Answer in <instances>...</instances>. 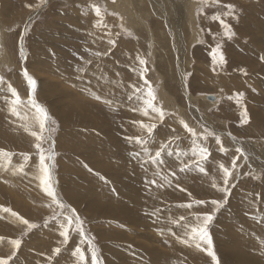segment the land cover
<instances>
[{"label": "rangeland", "instance_id": "374dc122", "mask_svg": "<svg viewBox=\"0 0 264 264\" xmlns=\"http://www.w3.org/2000/svg\"><path fill=\"white\" fill-rule=\"evenodd\" d=\"M118 1L121 2L122 0H0V78H2L0 87L5 85L7 89H0L1 93H6L5 98H0V102L13 100L12 90L14 89L19 94L20 100L23 101L22 104L17 106V112L19 113L21 110L24 112L19 113V118L13 114V106L9 107V104H7L4 107L3 104H0V190H4L3 192L0 191V217H2L0 218V243L2 244H0V257L9 259V264H92L91 255L95 251L99 264H118V257H113L112 251L107 248L119 247L121 243L122 245L120 244L119 248L124 250L125 263L120 262L119 264H161L155 258H153L154 260L144 259L142 256L139 258L140 254L136 255L138 253H135L144 252L138 246L142 243H147L150 248L163 244L162 234L164 233L156 234V229L160 231V228L147 219L151 207L155 211H161L163 207L160 206L164 205L160 201H150L152 187L158 195L164 194L163 190H169V192L174 190V192L180 193L179 201L172 200L170 203L178 204L186 214L195 212L196 215L193 219L197 216L202 218L207 213L214 215V219L208 225L211 245L208 244L207 240L192 239V245L196 242V245L193 246L196 247L195 251L199 255L198 257L204 260H189V262L222 264L220 254L225 247V243L220 223L224 222L226 213L231 211V205H234L232 202L234 196L237 198L240 196L239 199L245 201L247 209L250 211L246 216L247 224L245 225V233L248 238L245 239V243H242L243 246L249 243L255 244L256 250H250L252 253L249 254L264 251V243L259 244L258 242L261 234L264 235V228H262L260 234V231L254 227L264 224V206L259 208L262 204L264 205V155L260 154L262 160H257L256 157V153L264 152V147H253L254 142H264V126L258 122V119V124L256 120H254V123L250 117L252 112L249 111L250 108L259 110L260 116L258 117L263 119L264 123V88L260 84L261 82L264 83V61L262 59L264 56V34L262 33L261 37L260 31L255 29L256 21L264 26V0H218L219 2L217 0H195L192 9L197 8L194 17L197 18L198 16V18L193 19L196 21L194 27L193 22L186 23L182 20L183 25L179 29L173 27L172 22L176 21L175 15L172 17L166 16L164 13L168 11L159 8L161 2L166 8L170 7L166 0H148L153 1L155 7L143 0H128V2H132V5L129 3L132 9L134 7L139 10L143 21L142 24L134 16H131L130 26H126L127 23H125V20L128 21L127 13L115 12L113 9ZM173 1L185 2L183 0ZM228 3L233 4L234 10H231V14H229V9L226 7L229 5ZM19 5L24 6L20 7ZM171 6L173 7V5ZM95 7L100 9L99 16L96 14ZM156 7L160 11H157ZM181 9H184L185 14L188 12L187 7ZM48 10L49 13L46 14ZM127 15L129 16V14ZM215 17H219V19ZM235 18L237 21H235ZM51 20L57 21L56 25H49ZM88 20L96 22L97 26L94 27L90 22L87 26L83 25ZM221 20L224 24L230 26L231 38H229V29H225ZM71 21H73L72 25H70ZM106 22L112 25L109 28L103 27ZM47 26H54V28ZM170 27L175 30L181 45L174 44V38L172 39L171 34H168L169 29L167 28ZM195 27L196 29H194ZM149 28H152V30H149ZM254 33L257 37H260L256 38ZM250 34L252 35L249 38ZM88 35L96 37L97 43L101 46L105 41L107 42L105 46H102V58L93 59L98 49L83 44V39ZM125 40L131 42H129V49L120 46L119 50L121 51L116 52L118 59L120 55L124 62L122 65L120 59L117 60L116 57L112 56L110 50L114 51L117 44L128 45L124 43ZM36 41L40 43H36ZM57 41H60L61 44L70 45L72 59L67 56L64 60L73 61V66H75L74 61L78 62L77 67H74L77 76L81 75L83 69H89V72L96 70L94 72L97 73V77L94 81L96 84L98 81L99 85L97 84L94 91L99 95V99L89 92L87 93L83 88L80 89L77 85L75 86V84H78L76 82H73L74 86L64 83V79L73 76L67 74L53 75L50 82L47 78L44 79L45 75L47 76L46 72H44L45 74L43 72L39 74L40 71L32 70V63L35 61L32 49L36 45H46V48L51 52V56L64 57V53L58 50L62 48ZM110 41L115 43H110ZM234 52L238 56H234ZM80 53L83 57H87L84 62L77 61L78 58H81ZM126 53H131L129 55H131L132 61L125 59L124 55ZM213 53H216L215 60L213 59ZM220 53L223 54L224 59L227 58L225 61L220 59ZM224 54L230 55L226 56ZM233 57L237 59V62ZM8 59H11V61L7 63ZM107 60L109 61L107 62ZM141 60L145 63L141 64ZM180 60H183L182 63ZM86 61H90V63H86ZM95 63L98 64L94 65ZM245 63L249 65L246 66ZM96 66L98 67L96 68ZM231 66H233V69ZM243 66L245 69H243ZM255 66L260 71L256 73L257 76L252 77V72H248L252 71ZM25 70L28 75L36 80L34 92L31 90L26 76H24ZM36 72L37 74H35ZM127 76L129 77L127 78ZM251 78L254 80H251ZM45 82L73 99L69 103L77 108L84 106L85 110L90 112L95 121L90 117L89 120L91 124H96V126L84 127L89 128L86 129L87 131L90 133L99 131L95 133L97 136L106 131L105 138L101 137L99 141L92 144L91 142L83 144L89 152L94 154L97 162L102 164L114 163V168L106 174L110 178L98 171L91 170L90 173H95L94 177L98 183L103 184L99 193L109 198L105 190H113L116 194L114 200L129 204L127 190L129 187L135 190L137 184L134 179L141 184L146 183L143 188L146 189V198L144 196L138 198L136 195V204L131 202L134 212L141 213L140 223L137 221V224H130L126 221L122 223L121 220L106 222L103 219L105 211L104 216L98 213L99 202L96 197L99 194L86 193L85 186L78 181L79 173L76 177L70 172L71 169L77 170L81 166V169L85 168L84 170H87L83 159H81V155L85 150L82 147L70 146L67 141L66 143L69 146L60 148V142L63 139L71 141V136L76 135L80 130H84L78 126H69L68 128L61 126L60 120L51 113L49 102H44L36 96L41 84ZM149 91L152 92V97L148 96ZM7 93L12 96L11 99H8L9 95ZM124 93L133 94L132 98L143 95L141 105H144V112L140 113V110L135 111V108H131L130 98H121ZM189 97L195 98V101L188 100ZM204 97L210 102L216 101V103L211 104L209 101H203ZM117 98H120L119 102H117ZM33 99L37 105L46 110L47 115H50L44 129L40 128L39 114L36 108L32 107L29 102ZM148 99H152V108H149L146 104ZM111 100H115L117 104H112ZM28 109L33 112L30 118L25 116L30 114L27 111ZM4 111L8 112L5 113ZM160 111L164 113L163 119L159 116ZM4 116L9 119L10 123L7 125H3V122H1ZM229 116L232 117L229 118ZM153 124L156 127L149 134L144 126ZM185 124L196 132V137L192 138L193 136L184 127ZM199 128L200 130H198ZM205 129L213 133V135L208 136L207 140L202 138L207 134ZM33 132L38 133L42 139L38 140L36 136L32 135ZM185 132L187 133L185 134ZM7 133H9V139L6 137ZM216 137H219L220 143H217ZM136 138H140L146 143H137ZM237 139L241 141L238 142ZM248 142H252L253 146L249 147ZM37 143L41 144L44 155L48 157L45 163L50 171L49 185L54 191L56 199L49 196L45 191L39 161L40 150L36 148ZM221 144L223 147H221ZM99 145L105 151H100L97 147ZM191 145L195 148L198 145L208 148L211 159L208 157L206 160H196L206 169V172L199 171L197 167L189 170L188 173L194 175L190 174L189 179L191 182L187 183L182 179L185 173L180 171L181 166L170 165L169 168H164L163 158L167 159L172 155H180L182 146L187 150L190 149L196 152ZM162 146H164L162 157L159 160L154 159L155 152L160 150ZM70 147L77 148L78 151L72 149L71 152ZM94 149L99 152H93ZM237 149H241L243 154L238 152ZM221 150L229 155L227 158L221 156L217 162L214 154L225 155L222 154ZM127 156L130 157L133 164L139 162L138 167L134 166V172H131V176L126 170L129 166ZM135 157L140 160L135 159ZM195 157L197 158L199 155L197 154ZM233 157L239 158L236 159V167L233 169V176L229 180V194L225 195L220 190L224 187V184L223 173L219 166L223 164L225 167L232 168ZM65 160H69L70 173L65 170L67 169L64 166ZM157 171H163V173L159 177L150 176L151 172L152 175H155ZM171 173H175V176L173 177ZM67 176L69 177L68 180ZM127 180L129 187L126 184ZM150 180H155L156 183L152 184ZM58 183H60L59 187ZM13 184L17 185L18 189L14 188ZM213 184L216 187H212ZM85 185L93 189L90 180L85 181ZM188 186L191 189L187 188ZM240 186L243 193L237 192ZM12 187L17 193L13 192ZM158 187L163 188L160 190ZM19 191L21 193H18ZM158 195L155 196L156 199L165 200L163 196ZM213 200L221 201L222 207L219 210H216L215 206L211 204ZM199 201L209 202L200 204ZM61 204L63 207H61ZM188 204H191L192 207L182 206ZM246 212L243 211V215ZM173 215L174 217L178 216L174 212ZM69 217L72 220L71 226L68 224ZM21 218L27 220L30 225H35V227L30 228L29 225L22 223ZM189 219L190 216H184V220L181 221L184 227L187 226L185 224ZM10 220L15 225L13 229L8 227ZM156 222L160 221L157 220ZM198 222L200 223V221ZM81 228L83 233L80 231ZM102 230L129 234L131 239L120 241L113 238H102L100 241L98 235L99 231ZM65 231H67V238L63 235ZM146 236H149L151 240L147 242ZM190 236L191 232H189ZM174 237L176 240L178 239V242L184 241L183 238L179 237V239L176 234ZM15 240L21 241L19 248L12 243ZM5 245L6 247H4ZM57 248L60 249L59 253L55 251ZM77 249L81 251H77ZM164 251L177 255L174 250L168 248H165ZM209 251L215 253V259L208 254ZM232 261L229 260L228 263L231 264ZM176 263L180 264L178 262H172L171 264ZM233 264L241 263L233 261Z\"/></svg>", "mask_w": 264, "mask_h": 264}, {"label": "bare ground", "instance_id": "6f19581e", "mask_svg": "<svg viewBox=\"0 0 264 264\" xmlns=\"http://www.w3.org/2000/svg\"><path fill=\"white\" fill-rule=\"evenodd\" d=\"M46 1V0H45ZM141 1V0H140ZM144 2H149L150 5H154L155 7V4H153V1H148V0H143ZM168 2V4H170V7L169 8H166L162 2L159 3V8H162V9H166L168 12L167 13H164L166 14V16L168 15L169 17H172L173 15H175V19L176 21L175 22H172L173 23V27L179 29L181 28L180 26L183 25L182 23V20H184V22L186 23H192L193 22V27H194V22L196 23L195 20H193L194 18V12L197 11V8L196 11L195 9L193 10L192 7H193V1L195 0H183L185 2H180L178 3L177 1H173V0H166ZM180 1V0H179ZM218 1V0H217ZM231 1V0H230ZM229 1V2H230ZM219 2V1H218ZM217 2V3H218ZM223 2V1H221ZM46 3V2H45ZM129 3L132 5V2L128 0H122L121 2L118 1L117 4L114 5L113 9L115 12H126L127 14H129V16L126 14L127 16V20H125V23L126 26H130L131 23H130V17L131 16H134L140 23L143 24V21L141 20V15L139 13V10L138 9H135L133 7L132 9V6L129 5ZM202 3V2H201ZM48 4V3H47ZM220 4V3H219ZM230 4V3H228ZM173 5V7L171 6ZM201 5V4H200ZM209 5V4H208ZM215 5V4H214ZM218 5V4H217ZM226 5V4H225ZM233 5V4H232ZM236 5V4H235ZM20 7L24 6V5H19ZM131 6V7H130ZM195 6V5H194ZM219 6V5H218ZM168 7V6H167ZM184 7H187L188 9V12H185L183 11L184 9H181V8H184ZM196 7V6H195ZM224 7V6H223ZM222 7V8H223ZM157 8V7H156ZM155 8V9H156ZM157 8L156 10L157 11H160V9ZM200 8V7H199ZM210 8V7H208ZM207 8V9H208ZM254 8V7H253ZM219 9V8H218ZM217 9V10H218ZM226 10V8H224ZM260 9V7H259ZM31 10V9H30ZM193 10V11H192ZM224 10V11H225ZM234 10V9H233ZM163 11V10H162ZM193 13H192V12ZM220 11V10H219ZM165 12V11H164ZM212 12V11H211ZM217 12V11H215ZM214 12V13H215ZM260 12V10H259ZM46 13V12H45ZM49 13V10L47 11L46 14ZM160 13V12H159ZM122 14V13H121ZM208 14V13H207ZM211 14V13H210ZM260 14V13H259ZM264 14V13H263ZM202 15V14H201ZM214 15V14H213ZM203 16V15H202ZM123 17V16H122ZM206 17V15H205ZM198 18V16H197ZM196 18V19H197ZM30 19V18H29ZM222 19V18H221ZM164 21V19H162ZM167 20V19H166ZM198 21V20H197ZM235 21L236 18H235ZM92 23V25L95 27L97 26V23L92 21L91 20H88L86 22L83 23V25L87 26L88 23ZM166 22V21H165ZM202 22V21H201ZM57 21H54V20H51L50 21V24L49 25H56ZM124 23V22H123ZM170 23V21H169ZM226 23V22H225ZM246 23V22H245ZM73 24V21L70 22V25ZM198 24V23H197ZM230 24V23H228ZM112 24L109 23V22H106L103 24V27H106V28H109ZM199 25V24H198ZM204 25V23H203ZM242 26V25H241ZM47 27H51V28H54V26H47ZM167 27V26H166ZM197 27V26H196ZM196 27L194 29H196ZM213 28V27H212ZM50 29V28H49ZM169 29L168 31V34L170 33L171 34V37L172 39L174 38V44L177 46L178 45H181L180 44V41L178 40V36L175 32V30H173L172 27L170 28H167ZM216 29V28H215ZM226 29V28H225ZM246 30L248 29L247 27L245 28ZM255 29L256 31H260L261 33V37H262V33L264 34V26H262V24L260 22H255ZM149 30H152V28ZM218 30V29H216ZM220 30V29H219ZM252 30V29H251ZM150 32V31H149ZM216 32V31H215ZM221 32V31H220ZM255 32V31H254ZM246 33V32H245ZM256 33V32H255ZM254 33V34H255ZM216 34V33H215ZM253 34V33H252ZM250 34L249 35V38L250 36L252 35ZM151 35V34H150ZM248 35V34H247ZM256 35V34H255ZM152 36V35H151ZM197 36V35H196ZM221 36V35H220ZM226 36V35H225ZM228 36V35H227ZM258 36V37H260ZM257 35H256V38H258ZM264 37V36H263ZM58 38V37H57ZM105 38V37H103ZM65 39V38H64ZM196 39V38H195ZM194 39V40H195ZM263 39V38H262ZM54 40V39H52ZM192 40V41H194ZM253 40V39H252ZM261 40V39H260ZM48 41V40H47ZM50 41V39H49ZM123 41V40H122ZM172 41V40H171ZM197 41V40H196ZM229 41V39H228ZM259 41V40H258ZM39 41H36V43H38ZM83 44H85L86 46H94L98 49V52L96 53V56L93 57V59H97V58H102L103 56V53H102V46H105L106 45V41L102 44V46L97 43V38L96 37H93V36H86L84 39H83ZM129 42L130 41H127L126 40L124 41V43H127L128 45L126 44H117L116 47L114 48V51H111L112 52V56L116 57L117 60L120 59V63H124L122 61V59L120 58L121 56L119 55V59L118 57L116 56L118 51H121L119 50V47H128L129 49ZM249 42H252V41H249ZM261 42V41H260ZM40 43V42H39ZM57 43L60 45V47L62 49H58V50H61L63 53H64V57H57V56H51V52L46 48V45H36L34 49H32V53L34 54V62L32 63V70L34 71H40L38 72L39 74H41V72H46L47 73V76L45 75V77L43 75H41L42 77L47 78L50 82L51 80L53 79L52 76L53 75H57V76H61L63 74H67L69 76H73L69 79H64V83L68 84L69 86L72 84L74 86V83L73 82H76L78 84H75V86L77 85L78 87L83 88L85 91H87V93L89 92L90 94H92V96L94 95L96 98L99 96L96 94V91H94V88L97 87V84H98V81H97V84L95 83V78L97 77V73L94 72L96 70H93L92 72H89L90 70L89 69H83L81 71V75L77 76V72H74V67H77V64L78 62L74 61L75 63V66H73V61H65L64 58H67V56H69L71 59H72V51H71V48L66 45V44H61L60 41H57ZM56 43V45H58ZM65 43V42H64ZM131 43V42H130ZM173 43V42H172ZM8 44V43H7ZM154 44V43H153ZM173 44V45H174ZM193 44V43H192ZM238 44V43H237ZM263 44V43H261ZM58 45V46H59ZM213 47V46H212ZM240 47V46H239ZM263 47V46H262ZM53 48V47H52ZM154 48V47H153ZM237 48V47H236ZM53 49H57V48H53ZM181 49V48H179ZM242 49V48H241ZM261 49V48H260ZM10 50V49H9ZM132 50V49H131ZM219 50V49H218ZM232 50L234 51V49L232 48ZM123 51V50H122ZM178 51V50H177ZM217 53V52H216ZM225 53V52H224ZM260 53V52H259ZM263 53V52H262ZM99 54V55H97ZM131 54V53H129ZM128 53H126L124 55V57H126L125 59H127L128 61H130L132 59L131 55H129ZM221 54V53H220ZM5 55V54H4ZM226 55V54H224ZM230 55V54H229ZM229 55H226V56H229ZM234 56H238L236 52L233 53ZM79 56H81V58L79 59L78 57V60L77 61H81V62H84V59H87V57H83L82 54L80 53ZM111 56V57H112ZM219 56V55H218ZM257 56V55H256ZM1 57V56H0ZM4 57V56H3ZM5 58V57H4ZM104 58V57H103ZM219 58V57H218ZM235 58V57H233ZM7 59V58H6ZM113 59V58H112ZM227 59V58H226ZM224 59V61L226 60ZM230 59V58H229ZM263 61H264V56L262 57ZM103 60V59H102ZM236 62H237V59L235 58ZM9 61H11V59H8L6 62L8 63ZM109 60H107L108 62ZM128 61H126L128 63ZM132 61V60H131ZM181 61V60H180ZM183 61V60H182ZM181 61V63H182ZM230 61V60H229ZM99 62V61H98ZM102 62V61H101ZM235 62V63H236ZM103 63V62H102ZM114 63V62H113ZM178 63V62H177ZM233 63V62H232ZM251 63V62H250ZM98 64V63H97ZM96 63L94 65H97ZM3 65V64H2ZM1 65V66H2ZM87 65V64H86ZM93 65V66H94ZM106 65V64H105ZM123 65V64H122ZM140 65V64H139ZM238 66V64H236ZM245 65H249L247 63H245ZM184 66V65H183ZM235 66V65H234ZM264 66V65H263ZM98 66H96L97 68ZM121 67V66H119ZM233 66H231L232 68ZM257 66H255V68L248 72V73H251L252 72V77L254 76H257V72H259L260 70H258V68H256ZM28 68V67H27ZM94 68V67H93ZM100 68V67H99ZM199 68V67H197ZM261 68V67H260ZM233 69V68H232ZM243 69H245V67L243 66ZM43 70V71H42ZM78 70V69H76ZM102 70V69H101ZM112 70V69H111ZM125 70V69H124ZM104 71V70H103ZM20 72H22V70H20ZM37 72L35 74H37ZM245 72V71H244ZM254 72V73H253ZM24 73V72H23ZM102 73V72H101ZM45 74V73H44ZM107 74V73H106ZM119 74V73H118ZM22 75V74H21ZM264 75V73H263ZM25 76V75H24ZM129 76H127L128 78ZM264 77V76H263ZM126 78V79H127ZM125 79V80H126ZM263 79V78H262ZM95 80V81H94ZM251 80H254L251 78ZM259 80V79H258ZM100 81V79H99ZM264 81V79H263ZM101 82V81H100ZM115 82V81H114ZM1 84V83H0ZM132 84V83H131ZM261 86L264 88V83H260ZM99 85V84H98ZM73 88V87H72ZM76 88V87H75ZM127 88V87H126ZM142 88V87H141ZM0 89H5V85H3V87H0ZM79 89V90H80ZM96 89V88H95ZM109 89V88H108ZM124 90H126L124 88ZM122 90V91H124ZM138 90V89H137ZM128 91V90H127ZM3 92V91H2ZM11 93V92H10ZM75 93V92H74ZM77 93V92H76ZM84 93V92H83ZM8 94V93H7ZM105 94V93H104ZM5 95L6 93L4 92L1 93L0 92V98H5ZM8 99H11V95L8 94ZM105 95H108V94H105ZM132 95L133 94H127V93H124V95L121 97L123 99H127V98H130V106L131 108H135V111L136 110H140V113L144 112V105H141V100L143 99V95L140 97H133L132 98ZM135 95V94H134ZM264 95V94H263ZM38 97H40L39 99H41L42 101L44 102H49L50 106H51V110L52 111L51 113H53L59 120H60V123H61V126H64L65 128H68L69 126H78L79 128H81L82 130L84 131H78V133L76 135H73L71 136L72 138V142L70 140H65L63 139L59 144H60V148H63V147H67L69 146L68 144H70V146H78V147H82L84 148L85 152L81 155V159H83V163L84 165L87 167V170H84V169H81V168H78L77 170H74V169H71L70 172H72V174L74 176L77 177V174L79 175V178H78V181L83 185L85 186V189H86V193H98L99 195L96 197L97 198V201L99 202V210H98V213H100L102 216H104V211H105V217L103 218L106 222L108 221H113V220H121L122 223L123 221H126V222H129L130 224H137L141 222V213H135L134 210L132 209L133 208V205L131 202H133L134 204H136L135 202V196L137 195L138 198H141L142 196H144V198H146V189H143L145 187V184L146 183H140L138 182L136 179H134V182L137 184L135 190L131 189L129 187V182L127 180V185H128V202L129 204H126V203H123V202H118L116 200H114V198H116V194L113 192V190H105V193L108 195L109 198H106L105 196L101 195L99 192L101 191V186L103 185L102 183H98L97 179L94 177V174L95 173H90L91 170H94V171H98L102 174H108L110 170H112L113 165L114 163L110 164V163H107V164H102L100 162H97L96 160V157L94 156L93 153L89 152L86 148L85 145H83L84 143H94V142H97L99 141V139L101 137H104L105 136V132L106 131H103L101 132V135L99 134L97 136V132L99 131H95L90 133L89 131H87L86 129H89V128H84V127H89V126H96V124H91L90 120H89V117L91 119H93V117L91 116L90 112L89 111H86L84 106L80 107V108H77L75 105L69 103L71 100V98L67 97V95H64L60 90L56 89V88H52V86L45 82V83H42L40 88L38 89V92H37V95ZM90 95V97H92ZM117 96V95H116ZM32 97V96H31ZM86 97V95H85ZM109 97V96H108ZM115 97V96H114ZM33 98V97H32ZM110 98V97H109ZM86 99H88L86 97ZM98 99V98H97ZM204 99V100H203ZM202 100L203 101H209L207 98H203ZM206 99V100H205ZM14 100V99H13ZM13 100H4V101H1L0 104L5 107L7 104H9V107L10 106H13ZM34 100V99H33ZM107 100V99H106ZM120 98H117V102H119ZM188 100H191V101H195V98L193 97H189ZM101 101V100H100ZM99 101V102H100ZM112 101V104L114 103L115 105L117 104L115 100H111ZM30 102V101H29ZM106 102V101H105ZM110 102V101H109ZM210 102V101H209ZM254 102V101H253ZM211 104H214L216 103V101H211L210 102ZM45 104V103H44ZM87 104V103H86ZM110 104V103H109ZM111 104V105H112ZM27 105V104H26ZM30 105V104H29ZM28 106V105H27ZM32 106V105H31ZM262 106V105H261ZM23 107V106H22ZM29 107V106H28ZM237 107V106H236ZM32 108V107H31ZM88 108V107H87ZM90 109V108H89ZM92 109V108H91ZM250 108V112L251 115L250 117L252 118V121L254 122V120H256V123H257V119H258V122L261 123L263 126H264V123H263V119H260V111L259 110H256V109H252ZM8 110V109H6ZM30 114L29 115H25L26 117L29 116L32 117V110H27ZM236 111V110H234ZM5 113H7L6 111H4ZM21 112H23V110H21ZM19 112V113H21ZM138 112V111H137ZM24 113V112H23ZM49 113V112H48ZM220 113V112H219ZM232 113V112H231ZM239 113V112H238ZM10 114V113H9ZM137 114V113H136ZM234 114V113H233ZM11 115V114H10ZM93 115V114H92ZM141 115V114H140ZM50 116V115H48ZM227 116V115H226ZM235 116V115H234ZM243 116V115H242ZM14 117V116H13ZM20 118V116H18ZM232 117V116H229V118ZM239 117V116H238ZM247 117V116H246ZM263 117V116H262ZM23 118V117H21ZM264 118V117H263ZM56 119V118H55ZM95 121V119H93ZM140 120V119H139ZM243 120V119H241ZM245 120V118H244ZM251 120V119H250ZM28 121V120H27ZM101 121V120H100ZM1 122H3V125H7L9 122V119L7 117H2L1 119ZM137 122V121H136ZM96 123V122H95ZM99 123V122H98ZM255 123V122H254ZM100 124V123H99ZM258 124V123H257ZM250 125V124H249ZM254 125V124H253ZM26 126V125H25ZM30 126V125H29ZM137 128V126H135ZM195 127V126H194ZM197 128V127H196ZM251 128V127H250ZM78 129V128H77ZM255 129H263V128H255ZM8 130V129H6ZM101 130V129H100ZM141 130V129H140ZM181 130V129H180ZM200 130V128L198 129ZM202 130V129H201ZM26 131V130H25ZM73 131V130H72ZM92 131V130H91ZM157 131V130H156ZM163 131V130H162ZM13 132V131H12ZM24 132V131H23ZM27 132V131H26ZM199 132V131H198ZM216 132V131H215ZM249 132V131H248ZM264 132V130H263ZM14 133V132H13ZM187 132H185L186 134ZM11 134V133H10ZM75 134V133H73ZM107 135V134H106ZM108 135H109V132H108ZM254 135V134H252ZM258 135V134H257ZM4 136V135H2ZM256 136V135H255ZM6 137L8 138L9 137V133L6 134ZM175 137V136H174ZM222 137V136H221ZM264 137V136H263ZM105 138V137H104ZM109 138V137H108ZM135 138V137H134ZM143 138V137H142ZM180 138V137H179ZM194 138V137H192ZM9 139V138H8ZM151 139V138H150ZM228 139V138H227ZM234 139V138H232ZM170 140V139H169ZM173 140V139H172ZM225 141V139H223ZM6 141V140H5ZM9 141V140H8ZM55 141V140H54ZM67 141V143H66ZM186 141V140H184ZM236 141L240 142L241 140L237 139ZM249 141V140H247ZM187 142V141H186ZM190 142V141H189ZM210 142V141H209ZM235 142V141H234ZM249 144V147L253 146V143L252 142H248ZM191 144V142H190ZM213 144V142H212ZM233 144V143H232ZM240 144V143H239ZM146 145V144H145ZM128 146V144H127ZM192 146V145H191ZM216 146V145H215ZM256 146H260V147H264V142H254V148H256ZM99 147V150L100 151H105L101 145L97 146ZM126 147V146H125ZM196 152H194L193 150H187L186 148H184L182 146V149L180 150L181 153L180 155H172V156H169L167 159L166 158H163V161H164V168H169L170 165H175V166H183L185 163H190L191 161L193 160H198L200 159L199 157H195L197 154H198V151H197V148H195L194 146H192ZM189 148V147H187ZM75 150V151H78L77 148H73V147H70V151L71 150ZM167 149V148H166ZM169 149V148H168ZM165 150V149H164ZM175 150V149H173ZM248 150V149H247ZM66 151V150H65ZM147 151V150H146ZM246 151V150H244ZM28 152V151H27ZM72 152V151H71ZM93 152L95 153H98L99 151L98 150H93ZM139 152V151H138ZM221 152H223L222 154H225V155H221V154H214L215 158H216V161L218 162V159L222 156V158H227L228 157V153H224V151L221 150ZM170 153V152H169ZM125 154V153H124ZM127 154V153H126ZM125 154V155H126ZM143 154V153H142ZM252 154V153H251ZM264 155V152H260V153H256V157H257V160H262V157L261 155ZM165 156V155H164ZM251 156V155H250ZM14 157V156H13ZM128 157V167L126 168V170H128L130 176H131V172H134V166L138 167V163H135L133 164L130 160V157ZM211 157V156H210ZM209 157V158H210ZM213 157V155H212ZM63 158V157H62ZM124 158L126 159V157L124 156ZM133 158V157H132ZM195 158V159H193ZM234 158V157H233ZM249 158V157H248ZM135 159L137 160H140L138 157H135ZM142 159V158H141ZM166 159V160H164ZM189 159H193V160H189ZM211 159V158H210ZM250 159V158H249ZM75 160V159H74ZM159 160V159H157ZM162 160V159H161ZM227 160V159H226ZM66 162H64V166L67 168L65 169L67 172H69V166H70V163L68 162L69 160H65ZM73 161V160H72ZM135 161V160H134ZM156 161V160H155ZM131 162V163H130ZM161 162V161H160ZM159 162V163H160ZM214 162V161H213ZM264 163V162H263ZM73 164V163H72ZM71 164V165H72ZM206 164V163H205ZM231 164V163H230ZM133 165V166H132ZM204 165V164H203ZM63 166V165H62ZM74 166V165H73ZM206 166V165H205ZM214 166V165H213ZM153 167V166H152ZM151 167V168H152ZM27 168V167H26ZM30 168V167H29ZM172 168V167H171ZM52 169V168H51ZM195 169V166L193 165L191 168L183 171L185 173V176L182 177L183 180H185L187 183H190V174L191 173H188L189 170H193ZM218 169V168H217ZM219 170V169H218ZM117 171V170H116ZM8 172H9V169H8ZM12 172V171H11ZM22 172V171H20ZM69 172V173H70ZM86 174H84V173ZM163 173V171H157V173H155V175H152V172L150 173V176L151 177H159L161 174ZM217 173V172H216ZM26 174V173H25ZM166 174V173H165ZM193 174V173H192ZM191 174V175H192ZM24 175V174H23ZM184 175V174H183ZM194 175V174H193ZM219 175V174H218ZM3 176V175H2ZM15 176V175H14ZM17 176V175H16ZM26 176V175H25ZM70 176V175H69ZM108 178L109 175H106ZM24 177V176H23ZM3 178V177H2ZM11 178V177H9ZM31 178V177H30ZM67 180H68V176L66 177ZM72 178V177H71ZM70 178V179H71ZM123 178V177H122ZM32 179V178H31ZM143 179V178H142ZM141 179V180H142ZM5 180V179H4ZM10 180V179H9ZM26 180V179H25ZM66 180V181H67ZM87 180H90V182L93 184V189L89 186H86L85 185V181ZM148 180V179H146ZM76 181V182H78ZM151 181V180H150ZM164 181V180H162ZM6 182V181H4ZM25 182V181H23ZM144 182V181H143ZM149 182V181H148ZM8 183V182H7ZM13 182L11 181V184ZM69 183V182H68ZM115 185H116V180L114 181ZM10 184V185H11ZM16 184V183H15ZM15 184H13L14 188H17V185L15 186ZM59 184L58 183V187H59ZM72 184V183H71ZM12 186V185H11ZM33 186V185H31ZM35 186V185H34ZM159 186V185H157ZM3 187V186H2ZM13 187L11 189H13ZM104 187V186H103ZM164 187V186H163ZM159 188L160 190H162V188ZM213 187V186H212ZM1 188V187H0ZM10 188V187H9ZM81 188V187H80ZM100 188V189H99ZM113 188V187H112ZM174 188V187H173ZM189 189H191L189 186L187 187ZM5 189V188H3ZM18 189V188H17ZM16 189V190H17ZM98 189V190H97ZM21 190V188H20ZM145 190V191H144ZM1 191V190H0ZM4 191V190H3ZM1 191V192H3ZM15 191V189H13V192ZM18 191V190H17ZM115 191V190H114ZM144 191V192H143ZM236 191V190H235ZM9 192V191H8ZM16 192V191H15ZM23 192V190H22ZM116 192V191H115ZM164 194H156V190L151 189V197H150V201L151 202H156V201H160L162 204V206L160 207H163V209L161 211H155V209H153V207H151V210L148 212V217L147 219L149 220L150 223H153V224H157L158 228H160V231H158L156 228V234L160 235V233H164L162 234V242L163 244L162 245H157V246H152L151 248L149 247V245L147 243H142V245H138L144 252H135V253H138L136 255H139L140 254V257L142 256V258L144 259H148V260H154L153 258H155L156 260L160 261L161 264H171L172 262H178L180 264H196L195 262H189V260H204L200 257H198L199 255H197V252L195 251V248L194 247L196 244V242L192 245L193 241H192V238L191 236L189 237V232H190V227L195 225V224H198L199 222L196 220V219H193V217L196 215L195 212H190L189 214H186L185 212H183L180 208V206L178 204H171L170 201L172 200H177L179 201V198L181 196L180 193H178L177 191L174 192L171 191L169 192V190H163ZM218 192V191H217ZM216 192V193H217ZM233 192V191H232ZM238 193H243V189L239 188V190L237 191ZM17 193V192H16ZM18 193H21L20 191ZM143 193V194H142ZM3 195V194H2ZM6 195V194H5ZM12 195V194H11ZM20 195V194H19ZM133 195V197H132ZM163 196L165 198V200H160V199H156L155 196ZM13 196V195H12ZM11 196V197H12ZM62 196V195H61ZM237 196V195H236ZM14 197V196H13ZM243 197V196H242ZM240 198V196H239ZM237 197L234 196L232 202L234 203V205H231V211L226 213L225 215V218H224V222L223 223H220V226H222L221 228L223 229V241L225 243V247L223 248V251L222 253L220 254L221 255V259H222V264H229L228 261L229 260H233V261H238L240 262L241 264H264V251H260V252H256L254 254H249L251 251L250 250H253L255 251L256 250V246L255 244H252V243H249L248 245H244L243 246V242L245 243V239H247V234L245 233V225L247 224L246 222V216L247 214L250 212L248 209H247V204L245 203V201L243 202V200L239 199ZM246 198V197H245ZM1 199H4V198H1ZM56 199V198H55ZM105 199H106V202H105ZM7 201V200H6ZM247 201V200H246ZM254 201V200H253ZM8 202V201H7ZM209 201H206L205 203H208ZM117 203V204H116ZM204 203V204H205ZM252 203V202H250ZM257 203V202H256ZM11 204V203H10ZM138 204V202H137ZM28 205V204H27ZM75 205V204H74ZM108 205V207H106ZM110 205V206H109ZM255 205V204H254ZM15 206V205H13ZM230 206V205H229ZM252 206V205H251ZM250 206V207H251ZM263 204L262 206H259V208H263ZM73 207V205H72ZM106 207V208H105ZM253 207V206H252ZM206 208V207H205ZM204 208V209H205ZM249 208V207H248ZM250 209V208H249ZM246 210H248L246 212ZM223 211V210H222ZM243 211L246 212L245 215H243ZM173 212L178 214L177 217H174L173 215ZM226 212V211H225ZM224 212V213H225ZM7 213V212H6ZM254 213V212H253ZM1 216V215H0ZM133 216H136V217H133ZM184 216H190V219L186 222L185 226L182 224V220H180V217H184ZM16 217V216H14ZM224 217V216H222ZM2 218V217H0ZM4 218V217H3ZM19 220V219H17ZM157 220H159L160 222H156ZM220 220V219H219ZM137 221V222H136ZM10 222V225L8 226L10 229H13L15 227L14 224H12V220L9 221ZM23 223V222H22ZM18 224V223H17ZM1 226V225H0ZM106 227V226H105ZM114 227V226H113ZM112 227V228H113ZM256 227L259 231H260V234H261V231L263 230L262 228H264V224L262 225H256L254 226ZM2 228V227H1ZM7 228V226H6ZM107 228V227H106ZM109 228V227H108ZM44 230V229H43ZM39 231V230H38ZM123 231V230H122ZM119 233V234H118ZM121 232H108V231H105V230H102V231H99V235H98V238L99 240L101 241L102 238L104 239H110V238H113V239H117V240H120V241H123V240H129L131 239V235L129 234H124V233H121ZM128 233V231H127ZM170 233H174V234H170ZM180 233V234H178ZM131 234V232H130ZM175 234L178 236V238H183L184 241L183 242H178V239L176 240V238L174 237ZM171 236V237H170ZM8 238V237H7ZM179 238V239H180ZM9 239V238H8ZM175 239V240H174ZM145 240V239H144ZM146 240L147 242L150 241V237L149 236H146ZM8 241V240H7ZM113 241V240H112ZM259 244H262L264 243V235L261 234V236L259 237ZM124 243V242H123ZM200 243V242H199ZM1 244V243H0ZM5 244V243H4ZM104 244V243H103ZM106 244V243H105ZM117 244V243H116ZM121 244V243H120ZM120 244H119V247H120ZM2 245V244H1ZM26 245V244H24ZM108 245V243H107ZM113 245V243L111 244V246ZM122 245V244H121ZM166 246V247H165ZM6 247V245L4 246ZM9 247V246H7ZM12 247V246H11ZM119 247H108L107 249L108 250H111L113 253V257L114 256H117L118 257V261L119 263L120 262H124L125 260V255L123 254L124 250H122L121 248ZM122 247V246H121ZM168 248L170 250H174L177 255H173L169 252H166L164 251L165 248ZM13 248V247H12ZM129 249V248H128ZM214 249V248H213ZM13 250V249H11ZM131 250V249H129ZM134 250V249H133ZM135 251V250H134ZM9 252V251H7ZM171 252V251H170ZM110 253V252H109ZM132 253V252H130ZM252 253V252H251ZM104 256V255H103ZM110 257V256H109ZM116 258V257H115ZM132 260V259H131ZM147 260V261H148ZM137 261V260H136ZM140 261V260H139ZM233 261L231 264H233ZM118 263V264H119ZM125 263V262H124ZM126 264H129V263H126ZM132 264V263H131ZM137 264V263H135ZM139 264H142V263H139ZM154 264V263H153ZM160 264V263H159ZM177 264V263H176Z\"/></svg>", "mask_w": 264, "mask_h": 264}, {"label": "snow or ice", "instance_id": "6c2138e0", "mask_svg": "<svg viewBox=\"0 0 264 264\" xmlns=\"http://www.w3.org/2000/svg\"><path fill=\"white\" fill-rule=\"evenodd\" d=\"M226 7L229 9V14H231V10L233 9V5L229 4ZM95 11H96V14L99 16L100 15L99 7H95ZM215 18L219 19V17H215ZM221 23L224 25L225 28L229 29V38H231L230 26L227 25V24H224V22L222 20H221ZM110 43L114 44L115 42L114 41H110ZM97 55H99V54H97ZM215 58H216V53H213V59L215 60ZM220 59L224 60V56H223L222 53L220 54ZM86 63H90V61H86ZM140 63L144 64L145 62L143 60H141ZM24 74H25V76L27 78V82H28L31 90L34 92L35 89H36V80L32 76L28 75L26 70H25ZM0 82H2V78H0ZM12 91H13V96H14L12 112H13V114L19 116V113L17 112V106L22 104L23 101L20 100L19 94L14 89ZM148 96L152 97V92L151 91L148 92ZM97 98L99 99V97H97ZM30 104L32 105V107L36 108V110H37V112L39 114L40 128L44 129L46 121L48 120V115H47L46 110L43 107L37 105L35 100H31ZM146 104L148 105L149 108H152L153 107L152 99H148L146 101ZM159 116H160L161 119H163V117H164L163 111L159 112ZM142 126H144V125H142ZM144 127H146L148 133L151 134L156 126L153 124V125H147V126H144ZM184 127L186 128V130L193 137H196L197 134L192 128L188 127L187 124H185ZM205 132L207 134L202 137L204 140H207L208 136L213 135V133L208 132L207 129H205ZM32 135L36 136L38 140L42 139V137L36 132H33ZM129 139H132V138H129ZM216 140H217V143H220L219 137H216ZM136 142L140 143V144L146 143V141H143L140 138H136ZM163 147L164 146H162L160 150H157L155 152L154 159H160L162 157ZM221 147H223L222 144H221ZM36 148L38 150H40L39 161H40V164H41V171L43 173V183L45 184V191L47 192V194L49 196H52L55 199V193H54V191L52 190V188L49 185L50 171H49L48 165L45 163V161L48 159V157H46L44 155V151L41 148V144L40 143L36 144ZM197 151H198V155H199L200 160H206L209 157V155H210V152H209L208 148H206V147H201V146L198 145L197 146ZM237 151L240 152L241 154H243L241 149H237ZM238 158L239 157H236V158L233 159L232 168L225 167L223 164H221L219 166L220 170L223 173V184H224V187L221 188L220 190L225 195L229 194V180L233 176V169H235V167H236V159H238ZM193 165L195 167H197L199 169V171L206 172V169L200 165L199 161H195V160L191 161L190 163H185L181 167L180 171L183 172V171L191 168ZM171 175L174 177L175 173H171ZM151 183L155 184L156 181L153 180V181H151ZM213 187H216V185L213 184ZM198 203L204 204L205 202L204 201H199ZM211 204L215 206L216 210H219L220 207H222V203L219 200H213V201H211ZM182 206H186V207H189V208L192 207L191 204L182 205ZM61 207H63L62 204H61ZM6 211H8V210H6ZM195 219L197 221H200V223L195 224V225L190 227L191 238L192 239L199 238L201 240H207L208 244L211 245L212 241H211V238H210V235H209V232H208V225L214 219V215L212 213H207V214H204L202 218L200 216H197ZM21 220L23 221L24 224L29 225L30 228L31 227H35V225H30L27 220H23V218H21ZM180 220H184V217H180ZM71 223H72V220H71V217H69L68 218L69 226H71ZM80 231H81V233H83L82 228L80 229ZM63 235L67 238V231H65L63 233ZM12 243L17 248H19L21 241L20 240H15ZM55 251H56V253H59L60 249L57 248V249H55ZM77 251H81V250L77 249ZM208 254L215 259V253L214 252L209 251ZM83 258L84 257L82 256V259ZM91 260H92V264H99V259H98L97 254H96L95 251L92 252ZM0 264H9V259L0 257Z\"/></svg>", "mask_w": 264, "mask_h": 264}]
</instances>
